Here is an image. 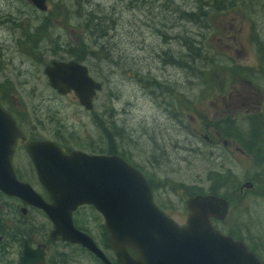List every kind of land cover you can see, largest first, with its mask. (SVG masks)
I'll use <instances>...</instances> for the list:
<instances>
[{
    "label": "rangeland",
    "instance_id": "374dc122",
    "mask_svg": "<svg viewBox=\"0 0 264 264\" xmlns=\"http://www.w3.org/2000/svg\"><path fill=\"white\" fill-rule=\"evenodd\" d=\"M81 54L102 83L91 110L73 92L54 90L44 73L52 60ZM258 58L264 61V0H47L46 11L29 0H0V95L18 121L66 151L123 156L146 174L155 201L180 224L188 216L187 198L207 190L204 177L213 168L205 117L222 94L234 100L235 90L245 87L237 63L256 66ZM247 77L264 90L263 74ZM218 152L227 154L226 147L220 144ZM244 169L233 166L238 180ZM263 202L246 205L255 228L257 212L263 219L258 235L264 261ZM28 217L39 218L36 227L46 235L45 215ZM74 218L115 260L102 215L85 205ZM55 253L62 264H103L71 243L52 245L49 256Z\"/></svg>",
    "mask_w": 264,
    "mask_h": 264
},
{
    "label": "water",
    "instance_id": "95a60500",
    "mask_svg": "<svg viewBox=\"0 0 264 264\" xmlns=\"http://www.w3.org/2000/svg\"><path fill=\"white\" fill-rule=\"evenodd\" d=\"M29 1L37 9L47 10L46 0ZM44 73L58 93L72 91L85 109L93 108L102 83L90 75L86 64L74 59L52 60ZM21 135L16 122L0 107V189L44 209L52 221L54 238L80 244L105 264H115L87 232L74 225L73 212L87 204L103 216L118 264H262L243 241L225 236L211 225L209 216L216 207H225L223 199L190 196L187 222L179 225L155 204L143 173L117 154L64 152L49 140L28 142L38 179L50 196V202H45L13 172L10 157Z\"/></svg>",
    "mask_w": 264,
    "mask_h": 264
},
{
    "label": "flooded vegetation",
    "instance_id": "af4514ba",
    "mask_svg": "<svg viewBox=\"0 0 264 264\" xmlns=\"http://www.w3.org/2000/svg\"><path fill=\"white\" fill-rule=\"evenodd\" d=\"M236 58L242 59L241 56ZM252 64L246 67L242 63H237L235 70L241 77L240 83L242 84L244 81L245 87L235 90L236 97L234 100L222 94L221 101L215 107L216 110L209 112V116L205 117L204 125L209 132L203 138L206 146V157L209 165L213 168H209L204 177L207 190L203 193L191 194L190 196L205 194L223 199L225 207L222 205L216 207L215 213L209 216L211 225L223 235L243 241L248 249L254 252L264 264L260 255L261 238L258 235L260 232L259 225L262 224L263 219L261 214L257 212L255 215L257 227L255 228L251 216L252 212L246 205L247 200H252L256 203H258V200L264 201V90L256 86L255 83L253 84L252 79L247 77L248 74L255 71L264 75V61L262 62V58H258L257 63H255L256 66H252ZM225 71H228V69H225ZM2 96L0 95L1 108L15 120L22 132V136L17 138L15 146H13V152L10 157L13 172H15L18 180L28 183L48 203L50 202L49 193L38 179L35 165L27 151V144L30 141L49 140L56 143L64 151L66 150L57 141L42 136L41 133L29 130L22 125L16 117L14 106L10 105ZM191 120L192 124L196 122L195 117H192ZM216 123L217 125H214ZM192 127L195 130L197 129L196 126ZM192 134L195 137L198 132L195 131ZM220 144L226 147L228 155L235 156L234 159L227 157V154L218 152ZM20 147L23 150L25 149L23 155L19 154ZM125 160L136 167L127 159ZM237 164L245 168V175L240 180L233 172V166L236 167ZM136 168L146 177V174L140 168ZM226 177H229V181L226 180ZM146 179L148 180L147 177ZM148 183L150 184L149 180ZM14 200L16 202L15 207ZM154 202L168 217L178 223L155 199ZM82 206L85 205L79 206L78 209ZM77 210L73 212V221ZM31 213L45 215L50 227L49 230H46V235H40L41 231L45 229L37 228L36 225L42 221L36 217H28ZM241 215L245 216L246 223H242ZM247 222H251V227L247 225ZM74 225L76 226L75 222ZM52 229V221L44 209L0 189V264H62L60 253H55L52 257L49 256L51 247L52 245L59 247L61 244L70 243L83 247L97 257L80 244L62 240L60 236L54 238L51 235ZM102 251L104 252L103 249ZM129 251L132 255H135L134 249L129 248ZM107 258L111 262L118 264L116 257L115 260L110 259L108 256ZM102 263L105 264L104 262Z\"/></svg>",
    "mask_w": 264,
    "mask_h": 264
},
{
    "label": "trees",
    "instance_id": "16d2710c",
    "mask_svg": "<svg viewBox=\"0 0 264 264\" xmlns=\"http://www.w3.org/2000/svg\"><path fill=\"white\" fill-rule=\"evenodd\" d=\"M82 55V54H81ZM90 59V58H89ZM75 60V59H74ZM76 60L77 61H87V56L86 55H82V56H76ZM109 152V151H108ZM114 154V151H111Z\"/></svg>",
    "mask_w": 264,
    "mask_h": 264
}]
</instances>
